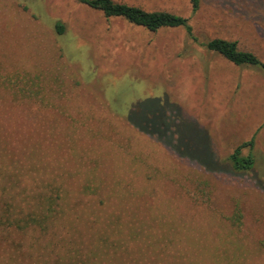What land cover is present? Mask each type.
<instances>
[{"label": "rangeland", "instance_id": "obj_1", "mask_svg": "<svg viewBox=\"0 0 264 264\" xmlns=\"http://www.w3.org/2000/svg\"><path fill=\"white\" fill-rule=\"evenodd\" d=\"M113 1L184 17L196 42L0 0V205L28 224L0 232V264H264V73L201 45L264 61V0Z\"/></svg>", "mask_w": 264, "mask_h": 264}, {"label": "trees", "instance_id": "obj_2", "mask_svg": "<svg viewBox=\"0 0 264 264\" xmlns=\"http://www.w3.org/2000/svg\"><path fill=\"white\" fill-rule=\"evenodd\" d=\"M92 9L101 11L105 17H122L128 22L142 26L150 31H157L161 28H178L183 27L186 29L187 35L196 42L191 27L188 25V19L175 15L166 11H146L140 7L117 3L113 0H77ZM199 0H191L194 10L198 7ZM56 30L59 35L64 32V26L58 22L56 23ZM207 51L213 52L225 58L227 61L238 67H251L257 68L264 73V61H261L255 54L249 51H243L239 48L237 41H230L226 39L215 38L206 43L201 44ZM253 139L249 142L238 145L229 157L230 167L235 172L243 173L250 170L254 164V156L251 152L243 155V149L252 148ZM2 209V210H1ZM0 232L11 230H24L27 229L28 224L21 226L19 218L13 217L15 214L7 212L5 207L1 208L0 205ZM49 219L42 217L41 221L44 222ZM32 223H35L32 217ZM41 230V222L37 225ZM9 230V231H10Z\"/></svg>", "mask_w": 264, "mask_h": 264}]
</instances>
